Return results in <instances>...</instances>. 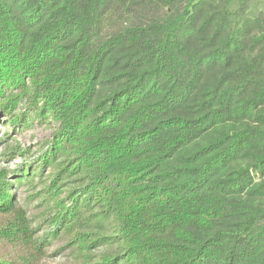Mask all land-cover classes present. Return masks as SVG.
Instances as JSON below:
<instances>
[{
  "label": "trees",
  "instance_id": "1",
  "mask_svg": "<svg viewBox=\"0 0 264 264\" xmlns=\"http://www.w3.org/2000/svg\"><path fill=\"white\" fill-rule=\"evenodd\" d=\"M248 2L0 0V264H264Z\"/></svg>",
  "mask_w": 264,
  "mask_h": 264
},
{
  "label": "rangeland",
  "instance_id": "2",
  "mask_svg": "<svg viewBox=\"0 0 264 264\" xmlns=\"http://www.w3.org/2000/svg\"><path fill=\"white\" fill-rule=\"evenodd\" d=\"M257 0H249V6H252L256 3ZM49 130L45 126H40L36 124L30 130L20 133L16 132V134L12 135L11 133V140L15 141L17 144L21 145V147H27L43 141L45 138L49 136ZM4 135L2 128H0V138ZM4 150L3 144L0 142V153ZM34 151V148L33 150ZM20 165V159L16 158L15 160H11L10 162L7 159L0 158V170L10 171L14 170L16 167ZM59 248V244H55L49 249L48 255V264H68L67 260L68 257L65 253L57 252ZM55 251L57 253H55Z\"/></svg>",
  "mask_w": 264,
  "mask_h": 264
}]
</instances>
